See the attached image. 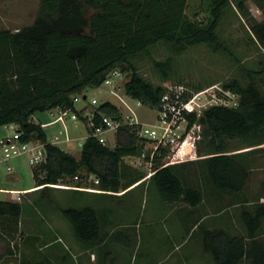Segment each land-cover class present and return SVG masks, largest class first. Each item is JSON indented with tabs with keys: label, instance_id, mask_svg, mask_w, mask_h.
I'll return each mask as SVG.
<instances>
[{
	"label": "trees",
	"instance_id": "1",
	"mask_svg": "<svg viewBox=\"0 0 264 264\" xmlns=\"http://www.w3.org/2000/svg\"><path fill=\"white\" fill-rule=\"evenodd\" d=\"M200 1L207 19L196 14L189 17L188 0H40L31 25L14 32L0 28V127L14 124L22 140L44 145V161L31 167L38 190L45 192L42 197L58 184L88 186L93 176L99 179V189L114 193L145 177L142 171L123 164L125 157L139 156L143 150L136 126H120L115 145L106 146L91 135L92 128L83 116L85 110H93L97 123L100 114L120 118V109L108 100L94 108L85 103L78 109L73 103L75 96L86 99L85 91L99 87L111 71L117 69L128 76L126 95L158 108L165 87L147 81L135 60L159 44L178 54L202 44L231 56L218 35L228 11L252 20L250 37L264 54V22L251 17L245 0ZM254 1L264 7V0ZM154 67L164 80L169 78V58L155 61ZM245 77V83L233 78L222 84L239 95L237 107L214 106L198 119L190 117V126H198L177 156L187 158L196 151V159L164 167L155 159L148 182L164 201L183 202L190 207L202 203L203 181L189 183L191 167L203 173L220 193L236 195L247 184L249 167L241 155L234 153L241 148H232L228 141L241 139L245 147L264 144V91L260 84L264 64L246 69ZM201 89L200 85L195 87L196 91ZM54 108L71 109L85 123L88 137L79 158L52 145L42 124L31 120L35 113ZM68 179L75 184L64 183ZM23 210L20 202L0 200V238L7 245H15L12 232L16 230L10 221L19 220ZM60 211L80 242L91 245L99 240L100 220L93 207L67 206ZM241 220L244 234L196 225L202 250L210 254L214 264H264V239L258 238L264 204L251 211L243 209Z\"/></svg>",
	"mask_w": 264,
	"mask_h": 264
},
{
	"label": "rangeland",
	"instance_id": "2",
	"mask_svg": "<svg viewBox=\"0 0 264 264\" xmlns=\"http://www.w3.org/2000/svg\"><path fill=\"white\" fill-rule=\"evenodd\" d=\"M245 1L251 17L258 22H264V7H259L254 0ZM39 3L40 0H0V28L4 30L9 29L14 32L31 25L36 17ZM187 14L191 18L196 14L198 18L207 19V14L202 12L200 0H188ZM252 23V20L248 21L241 17L238 12L232 11H228L221 20L218 28L219 40L227 48L231 56L223 52H213L209 47L202 44L189 47L180 54L172 52L163 44H159L151 47L147 53L138 57L135 60V65L147 81L154 85H162L165 88L171 85L184 84L191 90H195V87L198 85L204 89L212 85L222 86L225 81L233 78H237L242 83H245V70L258 69L261 64H264V54L261 52L259 45L250 37V25ZM168 58L171 60L172 68L169 78L164 80L155 69L154 62L164 61ZM127 79L128 76L125 73L115 88V92L123 96V99L111 94L113 84L106 85L102 83L99 87L86 90V99H81L75 103V106L80 109L88 100L93 98L98 103L109 100L120 109V113L124 116L131 115L142 124H155L157 122V109L142 104L137 99L126 95L124 83ZM260 84L261 89L264 91V79ZM51 120L52 117L48 111L37 112L32 116V121L36 124L46 123ZM45 131L48 141L60 131L62 132V138L65 136V132H67L72 142L61 143L58 147L77 158L80 156L81 151V145L79 144H83L88 137V129L85 123L80 120L74 122L68 119L64 123L60 122L46 127ZM11 132L12 129L7 128L5 125L0 127V136ZM107 136L110 143H113V132H109ZM114 138H116V135ZM112 143L109 145L112 146ZM228 143L232 148H243L247 146L241 139H231ZM256 153H258L259 161L254 163L255 168L252 173L250 171L252 175L247 185V190L252 193H248L247 198L248 200L251 198L252 203L247 205L243 203L239 208H236V216L243 209L254 210L256 205L264 204V147L258 149ZM186 156L193 157L194 159L197 158L196 151ZM9 164L18 175V180L15 183L10 179L7 180L8 174L5 170V164H0V187L6 186L23 189L34 185L35 180L32 176V166L29 164L26 156L14 158ZM123 164L125 166H131V169L136 168L142 171V175H146L148 172V167L142 164L141 160L133 157H125ZM191 170L192 174L188 178L189 183L195 184L199 180H204L203 173H196L194 167H191ZM90 180L92 181V178ZM91 181L87 184H90ZM64 183L75 184V180L68 179ZM44 193V191H38L34 196L42 199L41 195ZM67 195L68 197L70 195L74 197L75 194L70 192ZM155 196L156 198L158 197L160 202H157V200L155 202ZM5 197L6 194L0 192V199H5ZM33 199L31 198V200ZM104 202L108 205L113 204L120 210L126 211L127 218L133 223L134 221H138L137 228H135L137 233L133 240L135 249L133 253L129 254V262L132 259L140 258L142 253L146 251L145 248L149 245L151 247L149 260L150 263L154 264L156 262H161V264H188L184 259L188 253L198 249L204 254L199 245L200 231L198 229L190 230L187 220L185 223L183 222V227H176L173 221L175 214L167 209V206L172 203L164 201L153 184L149 185L147 182L138 183L127 195L107 196ZM156 203H160L162 206L155 213L156 217L150 221L149 225L145 226L144 223L150 220L148 219L149 214L147 213L145 216H141V214H143L144 208L150 213L152 208L156 207ZM76 204L75 200L72 199V205L67 206H77ZM237 218L234 225V232L236 234H244L245 229L242 220H239V217ZM63 219L72 228L71 223L64 217ZM177 228H179V232L172 238L171 232ZM146 231L150 232V235L147 234V236L144 234ZM258 238L264 239V221L261 224ZM177 244L178 247L173 249ZM207 257L211 262L213 261L210 254H207Z\"/></svg>",
	"mask_w": 264,
	"mask_h": 264
},
{
	"label": "crops",
	"instance_id": "3",
	"mask_svg": "<svg viewBox=\"0 0 264 264\" xmlns=\"http://www.w3.org/2000/svg\"><path fill=\"white\" fill-rule=\"evenodd\" d=\"M84 106L85 104L82 107ZM49 123L50 121L41 124L46 130V127L55 125H49ZM263 147L264 144L243 147L234 153L241 155L252 173L255 168L254 163L259 161L256 151ZM251 173L249 174V180ZM7 174V180L10 179L14 183L18 180V175L15 172H7ZM142 181L151 185L148 178L140 182ZM248 182L238 194L227 195L215 190L204 179L201 186L203 201L200 205L190 207L183 202H176L168 205L167 209L175 214L173 221L176 227H183V222L185 223L187 220L190 230H197L196 225L200 223L203 229H224L236 234L234 232L235 221L238 219L237 217H239V220L241 219L242 213L241 210L240 214L238 213V216H236V208H239L243 203L246 205L252 203V199L249 198L248 200L247 198L248 193L252 194L247 190ZM138 183L118 193L101 190L98 184L93 181L86 187L96 191L86 188L77 190L76 188H62L55 185L47 191V196H41L42 199L34 196L36 192L40 191L35 183L23 189L0 187V192L6 194L5 199L0 200L20 202L24 206L19 220L10 221L13 229L16 230L12 232L15 245H7L0 238V264H154L150 263L149 260L150 245L145 248L146 251L142 253L140 258L132 259L129 262V254L133 253L135 249L133 240L137 233L135 228H137L138 221H134V224L127 218L126 211L104 202L107 196L127 195ZM70 192L75 194L74 197H71V195L68 197L67 194H70ZM33 197L35 198L33 199ZM72 199L77 203L76 207L91 206L99 216L100 237L94 244L86 245L80 242L75 237L73 228L62 217L60 209L72 205ZM156 200L160 202L158 197L155 202ZM36 202H38V205ZM161 206L160 203H156V207L152 208L150 213L144 208L141 216L148 213V219H150L144 223L145 226L149 225L150 221L156 217L155 213ZM4 221L6 222V220ZM178 232L179 228L173 229L171 232L172 238ZM149 233L146 231L144 234L150 235ZM149 238L152 240L151 237ZM199 245L202 250L200 240ZM177 247L178 244L173 249ZM202 252L204 251L202 250ZM204 254L197 249L188 253L184 259L188 264H213V261L211 262L207 257V253L204 252ZM155 264H161V262Z\"/></svg>",
	"mask_w": 264,
	"mask_h": 264
},
{
	"label": "built area",
	"instance_id": "4",
	"mask_svg": "<svg viewBox=\"0 0 264 264\" xmlns=\"http://www.w3.org/2000/svg\"><path fill=\"white\" fill-rule=\"evenodd\" d=\"M123 73L119 70L111 71L105 78L104 84H113L111 94L123 99V96L115 92L116 84L118 85L123 77ZM126 94V93H125ZM84 99L82 96L73 97V103ZM109 101V100H108ZM111 102V101H110ZM100 103L96 99L87 101L90 107H97ZM239 104V95L231 90L225 89L223 86L212 85L201 90H191L184 84L167 86L160 98V105L157 109L155 124H142L135 120L131 115L120 118L100 114V119L95 122V112L93 110H85L83 116L86 123L92 128L91 135L96 138L102 145L110 146V140L107 136L109 132H113V143L116 142L117 129L122 125L136 126L137 135L140 138V144L143 150L139 156H128L142 161V164L148 167L145 177L149 178L153 173V165L155 159L160 160V167L183 161L193 160V157L179 158L178 152L184 146L185 142L192 136L193 128L198 125L190 126V117L200 118L206 110L214 106L237 107ZM52 117L49 125L56 123H64L71 119L74 122L79 121L78 114L71 109L54 108L48 111ZM7 128H11L12 132L0 136V163L5 164L6 171L13 173V168L9 162L17 157L26 156L29 164L35 166L44 161L45 156L41 150L45 149L41 142L36 140H22L21 133L17 130V126L9 124ZM66 131V130H65ZM62 132L54 135L49 141L52 145L58 146L61 143L72 142L67 132L61 137ZM79 145L82 146L80 143ZM141 164V165H142ZM77 179V177H75ZM95 184L99 183V179L92 177ZM55 186V185H54ZM62 188H76L68 185H56ZM91 189L88 187H77L76 189ZM95 190V189H91ZM96 191V190H95Z\"/></svg>",
	"mask_w": 264,
	"mask_h": 264
},
{
	"label": "water",
	"instance_id": "5",
	"mask_svg": "<svg viewBox=\"0 0 264 264\" xmlns=\"http://www.w3.org/2000/svg\"><path fill=\"white\" fill-rule=\"evenodd\" d=\"M84 99H85V97H84ZM41 153H42L43 156H45V149H42Z\"/></svg>",
	"mask_w": 264,
	"mask_h": 264
}]
</instances>
